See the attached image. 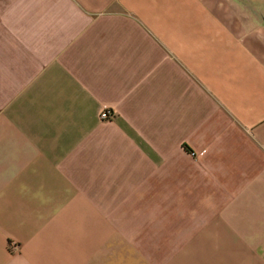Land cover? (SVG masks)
Wrapping results in <instances>:
<instances>
[{
  "label": "crops",
  "instance_id": "0c3cea01",
  "mask_svg": "<svg viewBox=\"0 0 264 264\" xmlns=\"http://www.w3.org/2000/svg\"><path fill=\"white\" fill-rule=\"evenodd\" d=\"M0 264H264V0H0Z\"/></svg>",
  "mask_w": 264,
  "mask_h": 264
},
{
  "label": "built area",
  "instance_id": "2783aa9c",
  "mask_svg": "<svg viewBox=\"0 0 264 264\" xmlns=\"http://www.w3.org/2000/svg\"><path fill=\"white\" fill-rule=\"evenodd\" d=\"M113 116V113L110 109L104 108L99 112V117L101 119H110Z\"/></svg>",
  "mask_w": 264,
  "mask_h": 264
}]
</instances>
